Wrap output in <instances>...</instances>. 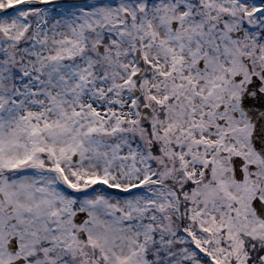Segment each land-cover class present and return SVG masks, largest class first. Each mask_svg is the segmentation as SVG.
Returning <instances> with one entry per match:
<instances>
[{
	"label": "snow or ice",
	"instance_id": "snow-or-ice-1",
	"mask_svg": "<svg viewBox=\"0 0 264 264\" xmlns=\"http://www.w3.org/2000/svg\"><path fill=\"white\" fill-rule=\"evenodd\" d=\"M0 264H264V0H0Z\"/></svg>",
	"mask_w": 264,
	"mask_h": 264
}]
</instances>
